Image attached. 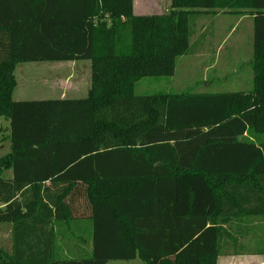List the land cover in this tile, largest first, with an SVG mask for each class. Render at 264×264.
<instances>
[{
  "label": "trees",
  "instance_id": "1",
  "mask_svg": "<svg viewBox=\"0 0 264 264\" xmlns=\"http://www.w3.org/2000/svg\"><path fill=\"white\" fill-rule=\"evenodd\" d=\"M218 13L252 18L248 92L134 94L172 77L192 21ZM73 61L90 62L84 98L13 99L18 64ZM0 117V264H217L224 240L238 255L232 233L264 220V0H171L145 16L132 0H0ZM80 220L87 256H53L51 232L44 258L28 257V227Z\"/></svg>",
  "mask_w": 264,
  "mask_h": 264
},
{
  "label": "rangeland",
  "instance_id": "2",
  "mask_svg": "<svg viewBox=\"0 0 264 264\" xmlns=\"http://www.w3.org/2000/svg\"><path fill=\"white\" fill-rule=\"evenodd\" d=\"M152 1L151 6L145 4L144 9H139L143 4L141 0H136L134 15L168 11L169 0ZM156 5L158 7L154 8ZM192 22L191 52L176 59L174 75L140 79L134 86L135 95L248 92L251 89L252 72L247 62L252 57V18L248 15L218 13L200 15ZM200 34H203V38L199 37ZM90 75L88 61L18 64L14 70L16 87L12 97L16 101L84 98L90 87ZM7 136L8 123L0 117V147L8 145ZM248 137L254 140L251 135ZM3 153L1 149L0 157ZM8 228L9 224L0 225V249L6 252L10 250ZM245 228L248 229L246 234L232 233L243 252L232 254L229 246L232 243L224 240L221 251L226 255L219 257L218 264H257L254 263L256 261L264 264V220H251ZM259 250L263 253L256 255ZM107 264L144 263L135 258Z\"/></svg>",
  "mask_w": 264,
  "mask_h": 264
},
{
  "label": "crops",
  "instance_id": "3",
  "mask_svg": "<svg viewBox=\"0 0 264 264\" xmlns=\"http://www.w3.org/2000/svg\"><path fill=\"white\" fill-rule=\"evenodd\" d=\"M135 1L132 0V9L133 14L135 11ZM143 6L141 5L138 7L139 9H144L145 4L151 6L153 3L152 0H141ZM169 0V6H170ZM167 3V2H166ZM163 4V2H162ZM168 6V8H169ZM137 7V4H136ZM158 5L154 6V8H157ZM163 13L158 14H150V15H161ZM137 16H145L144 14H138ZM200 38H203V34H200ZM191 43V42H190ZM198 44V42H197ZM201 44V43H200ZM199 44V45H200ZM252 79V78H251ZM229 92H237V91H229ZM245 92V91H244ZM247 92V91H246ZM62 99V98H61ZM47 100V99H46ZM8 145L5 147L3 145L0 147V150L3 149L4 153L1 157L7 155L10 151V143L9 140ZM0 157V158H1ZM5 178H11V171H6L3 173ZM90 225L85 222V220L76 221L73 226H30L27 228V236L25 241V246L27 249L29 248L30 251L27 252L28 257L30 255H33V257L38 260L39 258H44L45 256V249L48 245V243L51 240L50 233H56L57 236H55V244L58 246L57 250L52 254L53 256L56 255L57 257H60L61 259H73V258H81L85 257L90 253L91 250V243L89 240V230ZM8 234H9V228ZM220 258L217 260V264L219 262ZM261 261H256L254 263L259 264Z\"/></svg>",
  "mask_w": 264,
  "mask_h": 264
}]
</instances>
